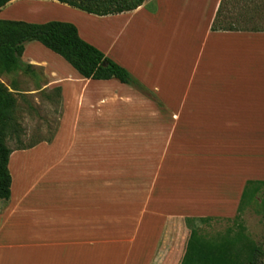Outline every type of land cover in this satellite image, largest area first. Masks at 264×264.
<instances>
[{"label": "crops", "instance_id": "crops-1", "mask_svg": "<svg viewBox=\"0 0 264 264\" xmlns=\"http://www.w3.org/2000/svg\"><path fill=\"white\" fill-rule=\"evenodd\" d=\"M219 2L146 0L135 10L97 19L99 16L56 0H11L0 8V19L73 24L83 40L104 51L107 57L112 56L109 58L137 76L168 105L174 103L168 98L169 88L153 82L151 76L141 75L140 52L128 55L129 63L127 58H115L113 53L126 57L125 43L145 39L156 43H199L194 76L179 102L188 107L186 122L202 123L191 128L192 134H197V128L203 132L206 123L264 120V32L210 31ZM56 6L68 14L85 13L103 21L106 36L98 34L96 38L105 45L82 36L78 24L71 19L53 17ZM117 19L122 30L113 34ZM32 42L25 44L22 61L26 58L28 64L41 67L42 63L28 55V44ZM76 75L77 82L62 86L64 104L71 102L75 108L70 113L66 104L54 143L17 148L9 155L10 196L8 200L0 199V264H222L215 260L194 263L154 257L158 245L147 240L146 234L148 227H159L162 233L166 222L163 219L160 225L161 188L158 198L154 189L153 217L146 227L143 191L128 189L129 180L116 177L115 172L125 167L118 161L126 151L102 145L104 139L109 143L115 137L136 135L126 124L132 117L130 110L154 108V104L117 80H87ZM257 114L262 117L257 119ZM77 138H81L80 146H76ZM32 153L49 163L35 169ZM189 161L185 163L184 179L178 184L184 191L204 187L207 181L208 169L195 168ZM173 197L170 186L162 196L163 204L170 206ZM200 198L196 197L198 209L202 207Z\"/></svg>", "mask_w": 264, "mask_h": 264}, {"label": "rangeland", "instance_id": "rangeland-1", "mask_svg": "<svg viewBox=\"0 0 264 264\" xmlns=\"http://www.w3.org/2000/svg\"><path fill=\"white\" fill-rule=\"evenodd\" d=\"M51 14L53 17L71 19L78 24L82 36L96 39L101 46L105 45V41L96 38L98 34L105 35L103 21L97 20L103 17H96L94 20L85 13L68 14L57 6ZM260 15L259 21L264 25V9ZM116 22L113 34L121 29L120 20L117 19ZM137 42L124 44L126 57L121 54L116 56L117 53H113V56L118 59L127 58L129 63L128 55L140 52L141 75L145 78L151 76L150 80L158 82L163 88H169L168 98L174 103L164 104L143 83L156 95L160 105L150 100L154 108H132V117L126 124L130 126V132H136V135L115 137L109 143L104 139L102 145L109 144L114 149L126 151L122 152L118 161L120 166L125 167L115 172L116 177L127 178L130 184L128 189L143 191L146 227L153 217L154 189L158 198L161 196L159 187L162 196L172 187V204L164 205L162 196L159 204L160 225L163 219L167 220L166 226L162 227V237L158 232L161 229L159 227L154 230L148 227L146 234L147 240L158 245L154 257L187 259L194 263L198 260H215L222 264H248L256 245H261L264 249V218L252 204L257 192L264 187V120L206 123L207 127L203 132L197 128L199 133L192 134L191 128L202 123L186 122L188 107L180 106L179 102L184 98V89L189 85L190 77L194 76V64L198 61L200 44L156 43L151 39ZM28 45V55L42 63L41 67L33 66L38 77L22 73L0 75L3 84L10 88L13 83L18 90L15 97L22 135L20 142L16 137L7 141L11 150L17 149L20 144H53L66 104L71 109L70 113L75 108L71 102L64 104L62 86L68 87L77 82L76 73L64 60L41 44L32 42ZM23 62L27 63L26 58ZM56 87L61 89L60 104L56 103L55 98L47 96ZM99 108L102 109L100 105ZM99 108L97 107L98 110ZM136 114L143 118L137 119L134 116ZM175 115H178L177 119L174 118ZM256 117L259 119L262 116L257 114ZM137 127V131L132 130ZM80 141L81 138H77L76 146L81 145ZM197 141H201V144H196ZM37 154L32 153V165L35 169L49 163L41 158L38 160ZM187 159L192 160L193 167L204 166L208 169L204 187H189L188 191L178 187L184 179ZM23 163L21 162L22 165ZM230 165L232 169L228 168ZM33 167H30L31 170ZM200 196L203 199H199V202L202 200V207L198 209L195 207L196 197Z\"/></svg>", "mask_w": 264, "mask_h": 264}, {"label": "trees", "instance_id": "trees-1", "mask_svg": "<svg viewBox=\"0 0 264 264\" xmlns=\"http://www.w3.org/2000/svg\"><path fill=\"white\" fill-rule=\"evenodd\" d=\"M11 0H0V8ZM71 8L103 17L117 15L137 9L146 0H56ZM257 1V2H256ZM259 1V2H258ZM235 3V4H234ZM251 3V5H250ZM264 0H220L210 26L212 32H264L260 23ZM153 11V8L151 9ZM36 41L44 48L60 56L83 79L117 80L134 89L147 99L160 105L156 95L134 77L127 69L107 57L101 50L83 40L77 28L68 22L48 21L45 23H27L0 19V75L22 73L38 77L31 64L22 61L24 46ZM15 87H7L0 81V199L10 196L11 176L8 170V158L11 149L7 141L16 137L20 142L22 135L18 117V104ZM49 98L61 102L60 87L53 88ZM20 144L18 148L36 145ZM254 207L264 218V187L252 200ZM167 220L164 224L166 226ZM162 237V233H161ZM160 237V238H161ZM248 264H264V249L256 245Z\"/></svg>", "mask_w": 264, "mask_h": 264}]
</instances>
